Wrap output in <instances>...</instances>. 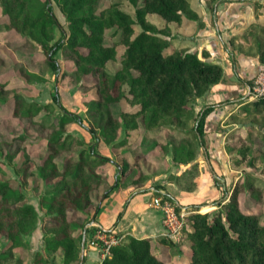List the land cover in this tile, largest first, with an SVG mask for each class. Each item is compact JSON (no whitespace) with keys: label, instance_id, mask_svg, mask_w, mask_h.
I'll return each instance as SVG.
<instances>
[{"label":"trees","instance_id":"obj_1","mask_svg":"<svg viewBox=\"0 0 264 264\" xmlns=\"http://www.w3.org/2000/svg\"><path fill=\"white\" fill-rule=\"evenodd\" d=\"M100 1L0 0V31L11 33L8 44L18 37L13 49L24 51L21 61L16 59L14 64L21 84L6 87L10 78L0 79V110L9 113L13 132L20 131L0 138V175L4 176H0V237L8 241L0 252L4 264H25L29 258L25 236L38 223L37 209L27 201L24 191L30 174L37 176L38 185L49 187L39 194L45 212L41 224L44 246L35 252L32 264H50L55 255L61 264H78L89 214L98 211L102 199L114 187L124 188L130 183L142 186L148 178L141 161L144 147L142 152L134 149L132 156L128 150L122 151L111 160L67 131L73 121L81 122L80 116L62 106L59 93H53L52 99L45 102L28 99L22 93L32 89L35 80L44 79L29 66L40 52L45 54L46 65L57 72L58 83L67 80L68 85L86 92L83 103L90 122L82 126L99 142L112 143L114 148L128 145L141 121L147 130L161 128L168 132L169 138L156 140L154 146L170 152L174 162L190 166L198 162L204 117L211 107L195 114L190 105L224 75L219 64L204 61L195 51L171 46V24H180L184 16H197L190 0ZM125 1L133 11L122 6ZM52 3L63 15V23ZM263 4L256 3L257 9ZM150 13L161 16L160 27L148 19ZM108 30L112 42L105 40ZM231 44L264 63V25H250L244 33L231 37ZM57 52H61L60 58L55 56ZM109 60L120 64L113 72L107 69ZM1 63L4 60L0 56ZM120 101L133 106L122 112L121 118L110 109L111 104ZM50 115H54L53 120L46 123ZM20 120L50 131L47 137L26 142L27 134L16 123ZM224 123L245 124L246 129L244 137L236 133L242 126L225 130L227 153L247 160L252 168L262 160L264 172V96L240 101ZM122 128L124 135L120 138ZM30 143H39L43 151L34 155ZM20 153L24 155L15 164L18 181L6 175L3 161L11 164ZM151 160L158 162L157 158ZM109 163L117 164L119 176L109 177ZM257 180V174L246 170L243 179L236 181L226 200L214 210L186 209L180 243L164 235L154 240L123 233L96 264H166L158 250L165 244L187 248V264H264V187L258 186ZM246 192L260 205L256 211L243 209L240 195ZM176 209L181 210L177 205Z\"/></svg>","mask_w":264,"mask_h":264},{"label":"crops","instance_id":"obj_2","mask_svg":"<svg viewBox=\"0 0 264 264\" xmlns=\"http://www.w3.org/2000/svg\"><path fill=\"white\" fill-rule=\"evenodd\" d=\"M258 2L264 3V0H190L191 7L197 16L195 19L183 17V39L178 38L182 36L178 34V39H173L172 42L173 46L190 52L195 51L204 61L217 63L223 69V80L213 84L208 91L194 101L195 114L201 113L206 107H211L204 117L203 133L200 136L202 144L197 160L200 159V154L204 155L214 173L219 171L225 173L224 166L228 164L229 159V154L224 147L227 135L225 130L233 126L225 125L224 119L238 109L240 101L255 99L251 98L250 89L254 77L259 72H264V63L258 56L241 51L231 44V37L244 33L250 25L254 23L264 25V4L257 9ZM138 132L142 133L139 143L134 138ZM168 137L166 130L161 128L147 130L141 121L139 129L132 131L129 141L133 145V150L138 148L142 152V148L145 149L141 161L144 168L148 170V178L143 186L137 187L130 183L124 188L114 187L102 199L98 211L87 218L84 264L100 263L104 257L99 245L89 243V238L95 232L92 229L93 226H97L109 235L122 236L123 233H130L137 237H151L154 240L158 235L169 238L164 233L161 212L152 206L151 200L156 195H167L181 209L185 208L183 205L185 199L182 194H179L181 190L177 189L179 185L176 184L175 178H179L187 164L174 162L170 152L165 153L160 145L154 146L156 140ZM150 138L152 140L148 142ZM146 142L149 144L146 145ZM130 143L126 145L128 148L125 146L114 148L111 145L108 147L109 150L107 148V152L114 150L116 157L120 152L128 150ZM101 154L108 156L109 153L101 152ZM152 157L157 158L158 162L152 161ZM151 163L154 167L160 163L164 169H161L159 173H153L149 168ZM113 166L116 167L114 175L119 176L117 164ZM225 177L228 179L226 175ZM131 188L134 189L131 190ZM27 201L37 209L34 200L27 198ZM40 233L42 234V231L37 223L36 228L31 232L32 236H27L29 263L35 252L44 246V241L38 238ZM172 241L179 243L180 239H172ZM181 252L183 254L182 249Z\"/></svg>","mask_w":264,"mask_h":264},{"label":"rangeland","instance_id":"obj_3","mask_svg":"<svg viewBox=\"0 0 264 264\" xmlns=\"http://www.w3.org/2000/svg\"><path fill=\"white\" fill-rule=\"evenodd\" d=\"M107 0L100 1V4L107 3ZM53 10L55 14L57 15L60 22H64V17L61 14L60 10L58 9L57 5L55 3H52ZM122 6L130 11H133V7L125 1ZM148 19L151 20L156 26L160 27L163 24V20L161 16H159L156 13H150L148 14ZM171 28L169 29V35L172 38L171 44L173 42V39L177 38V35H182L181 38L183 39V21L180 24H171ZM140 30V27H136V32ZM109 30L107 31V36L105 37V40L107 42H112V38L108 36ZM119 35V33L116 34V37ZM11 36V33H7L4 31H0V56L4 60V64H0V79L2 77H9L10 81L6 85L8 86H14L17 84H21V81L16 78L15 70H14V64L16 62L21 61L22 56L24 55V51L20 48H14V45L16 46V42H18V37L14 38L9 44L7 43V39ZM177 38V39H178ZM182 42V41H181ZM173 46V45H171ZM180 46V44L178 45ZM123 48V46H121ZM44 55L43 52L39 53V56L34 58V61L29 64L30 67L37 70L42 77H44L43 80H35L34 85L32 89L30 90H24L22 93L28 98V99H34L39 102H45L47 100L52 99V94L57 92L59 93V101L61 102L62 106L66 108L67 110L74 112L80 116V121L75 120L68 126L67 131L71 132L72 134L82 138L85 142V146L90 148L91 150H95L97 152H103L108 154L107 157H109L111 160L115 158V151L111 149L110 152H107V148L111 146L112 143H105L103 140L100 142L87 132V130L82 126L88 125L90 122L88 115L86 113L87 106L83 103V98L86 95V92L83 91L82 87L78 86H70L67 84V80L62 81L61 83H58L57 81V72H53V70L46 65L44 62ZM57 58L61 57V52H57L55 55ZM27 59L25 58L24 61ZM27 63V62H26ZM119 62L115 60H109L107 62V69L111 72H113L117 67H119ZM69 67V66H68ZM249 100V99H248ZM192 110L194 111V104L191 105ZM133 106L126 101H120L117 103L111 104V110L114 116H118L121 118L122 112L128 111L132 109ZM54 115H50L46 118V123H49V119L53 120ZM58 117V116H56ZM75 117V116H74ZM18 126H20L26 134H27V140L26 142H34L38 139H42L44 137H47V134L49 133L50 129L48 128H41L39 124H31L28 120H20V123L16 121ZM234 127H240L239 129H236V133L242 137L246 135V129L245 124H233ZM14 124L12 123V119L5 110H0V138H8L12 136L15 133H18L20 131L16 130L13 132ZM19 127V128H20ZM139 129V128H138ZM137 129V130H138ZM142 134V133H141ZM139 132L136 133L135 139L139 143L141 135ZM124 135V129L121 130L120 138ZM44 136V137H43ZM169 138V137H168ZM102 139V138H101ZM151 138L148 142H151ZM146 142L145 144L148 145L149 143ZM32 153L34 155H39L41 149V145L39 146V143H35L34 145L30 143ZM80 146L74 148L75 154H77L78 149ZM125 148H128V146L125 145ZM122 148H120L121 150ZM41 150V151H40ZM109 150V148H108ZM130 156L135 154V151H133V145L130 143V148L128 149ZM63 153L59 156V163L61 164L62 158L64 157ZM24 153H20L17 155L13 161V163L9 164L5 160L4 168L7 170L6 175L12 178L20 180L19 174L15 172V164L20 163V159ZM201 157L198 160L197 163L194 165L187 164V167L183 170V172L180 174L179 178H175L176 184H178L176 187L178 190H181L179 194L183 195V198L185 199V203L183 205L185 206L184 211L186 209H192V208H198L200 211H212L215 208L218 207V203L226 200V197L229 195L230 191L234 187L235 183L239 179H243L245 171L249 170L253 172L254 174H257L258 180L256 183L260 187H264V172H262V166L263 162L262 160H258L255 164V167L252 168L250 165H248L247 160L240 159L239 157L232 158L231 154H229L228 164L224 166V172L219 171V173H214L212 169L207 164L204 155L200 154ZM113 163H109L108 165V172L109 177L111 174H114L116 172V167L113 166ZM151 163V166L149 165V168L154 173H159L164 169V166L162 164L155 165ZM162 169V170H161ZM214 169V168H213ZM167 173V172H165ZM164 173V174H165ZM225 174L228 179L225 177ZM5 175V174H4ZM1 177H4L3 175H0ZM111 182V179L108 178V184ZM149 183V182H148ZM151 184V183H150ZM143 186V185H142ZM106 187V186H105ZM138 187V186H137ZM48 184H41L38 185L37 176L34 174H30L28 176V182L26 186L24 187L25 193L28 195L27 198L32 199L36 202L37 212H38V226L41 229V224L44 217V208L41 207L39 202V194L47 190ZM134 188H131L133 190ZM241 204L243 209L256 211L260 205L256 204L252 201V199L249 197L248 193H242L240 195ZM181 209V210H183ZM263 214H264V206H262ZM92 216V213L89 214L88 218ZM42 231V229H41ZM43 234V232H42ZM42 234L38 235L39 239L43 241V238L41 237ZM29 236V235H28ZM30 236H32L30 234ZM122 237V236H121ZM27 238V236H25ZM169 239L172 241V239L169 237ZM180 241H182L180 236ZM8 241L1 236L0 237V252L4 250V246L6 245ZM174 242V241H173ZM178 244V242H177ZM181 249L183 250V254L181 252ZM16 250V249H15ZM158 250L162 256L166 259V264H187V261L189 259V250L187 248H184L179 245H160L158 247ZM33 258L31 259L29 263V258L25 264H31ZM0 264H4V262L0 261ZM50 264H61V261L59 260V257L55 255ZM84 264V262H83Z\"/></svg>","mask_w":264,"mask_h":264},{"label":"built area","instance_id":"obj_4","mask_svg":"<svg viewBox=\"0 0 264 264\" xmlns=\"http://www.w3.org/2000/svg\"><path fill=\"white\" fill-rule=\"evenodd\" d=\"M250 91L251 98L264 96V72H259L254 77ZM151 204L161 212L165 227L164 233L171 239L178 240L182 234L184 224V209L178 211L175 202L167 195L153 196ZM120 239L121 235H109L103 230L97 229L89 238V243L99 245L103 256H105L109 252V247Z\"/></svg>","mask_w":264,"mask_h":264},{"label":"water","instance_id":"obj_5","mask_svg":"<svg viewBox=\"0 0 264 264\" xmlns=\"http://www.w3.org/2000/svg\"><path fill=\"white\" fill-rule=\"evenodd\" d=\"M204 152H205L206 159H208V156L206 154V151H204ZM87 225L88 224H85L84 230H83V233H82V237H81V244H80V250H79V261H78V264H83V262H84V241H85V229L87 228Z\"/></svg>","mask_w":264,"mask_h":264},{"label":"bare ground","instance_id":"obj_6","mask_svg":"<svg viewBox=\"0 0 264 264\" xmlns=\"http://www.w3.org/2000/svg\"><path fill=\"white\" fill-rule=\"evenodd\" d=\"M185 213H186V211H185Z\"/></svg>","mask_w":264,"mask_h":264}]
</instances>
